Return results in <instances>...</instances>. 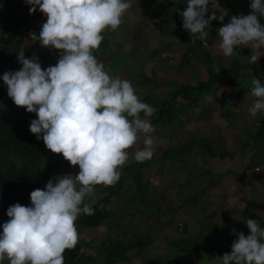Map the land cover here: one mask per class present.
<instances>
[{"label": "clouds", "instance_id": "1", "mask_svg": "<svg viewBox=\"0 0 264 264\" xmlns=\"http://www.w3.org/2000/svg\"><path fill=\"white\" fill-rule=\"evenodd\" d=\"M25 3L31 5L30 15L39 6L47 17L38 37L30 33L32 40L62 51L54 66L42 69L38 58H25L22 49L17 54L22 67L5 71L2 76L7 95L16 106L36 114L30 132L42 138L52 153L62 154L70 165L78 166L79 172L49 179L44 189L32 190L30 206L17 202L7 208L9 219L0 225V264L5 260L8 264H65V251L79 243L76 221L81 214H95L92 204L86 202L94 195L95 186L103 185L98 190L102 196L104 186L119 181L130 159L129 150L141 136L143 147L132 153V158L138 163L153 158L155 128L147 117L156 110L139 98L146 93L138 96L131 81L110 75L94 55L105 39L104 33L119 29L131 0ZM209 4L211 15L206 19ZM186 5L180 13L183 29L209 47L211 21L223 22L226 14L216 15L221 9L218 0H186ZM250 9L249 14L232 16L218 28V39L210 46L217 54L232 57L248 47L249 63H256L264 55V23L260 20L264 17V0H251ZM214 71L219 74L220 68ZM251 84L255 99L248 113L255 117L264 113V84L254 76ZM250 216L247 214L245 222L250 234H237L231 252L223 251L220 256L221 264H264V227Z\"/></svg>", "mask_w": 264, "mask_h": 264}, {"label": "rangeland", "instance_id": "2", "mask_svg": "<svg viewBox=\"0 0 264 264\" xmlns=\"http://www.w3.org/2000/svg\"><path fill=\"white\" fill-rule=\"evenodd\" d=\"M17 4L18 7H16V10L14 9V5ZM142 4L145 5H141L143 9H141V7H136V4L131 5L132 8L130 14L127 16L128 20L129 18H132L130 29H127L129 26L128 24H121L116 31L104 33L105 39L101 43L99 49L94 51V55L98 60L103 62L105 70L108 71L110 75L131 81L138 96L146 93L156 98H167V92L178 83H188L192 85L195 83V78H190L185 82L188 79L189 74L195 73L193 72V65L190 66V69L183 67V65L186 64L189 58L195 61L197 54L193 52L192 56L188 57L186 55V49L182 50L179 47V50L181 49V59L174 65V68H176L175 70H181V72H175V70L169 71L167 68L172 67L169 60L173 61L176 58H174L171 53L175 48L167 46L169 44V38L174 36V33H178L175 26H177V24L182 26L183 20H177L176 18L182 17L180 13L184 9L179 7L176 11H163L161 14H158V16H162L165 21L159 20L160 22H157L156 24L153 15L146 17V13L151 12L152 8H148V10L144 11V7L146 8L147 5H150V1L148 0ZM29 7H31V5L26 4L25 0H0V25L5 23V20L9 19L11 15L13 16L14 11L17 14H21L28 11ZM37 11L41 12L39 6H37L36 12ZM45 17L46 16L43 13L39 16L30 15V20L27 23V27L23 30V38L21 44L18 45L17 50L19 53L23 49L25 58H32L33 55H35L38 58V62L41 64L42 69L47 68L48 66H54L50 59V55L55 49L42 46L40 42L35 44L30 33L34 32L38 37L41 25L46 19ZM152 24L154 26L158 25V29H161L163 32L156 30ZM164 34L167 36V40L162 46H160L159 43L162 38H165V36H163ZM125 37L130 38V41L134 42L130 44L133 48L131 50L132 52L129 53L132 54L125 52L130 48L123 44ZM187 38L189 41L190 35L186 37V39ZM156 43L158 44L156 45ZM11 48V45L8 46L4 54L5 57L3 56V58H0V107H5L7 112L8 110L18 112L20 117L31 115L36 116L35 113L27 112L24 107L16 106L13 101H10L11 98L7 95V86L5 85L2 76L5 71H9L11 68L10 63L7 60ZM27 48H29V50L25 51ZM199 49L202 53L205 52L204 49ZM152 50L157 53V56L163 57L160 61V64L162 65H158L157 67V62L154 60L155 57L153 59H148V57H153L155 55L154 53L153 56H151ZM238 51L240 52V50ZM137 54H139L138 57ZM250 55L251 54L248 51H245L243 56L246 58H244L243 62H247L246 60ZM237 56L239 57V55H236L234 58L238 59ZM221 59L222 60H216L215 58H211L210 62L218 67L221 65L224 66L226 62L230 61V58L226 61H224L226 58ZM151 64L152 67L150 66ZM20 66L22 67L21 64ZM203 76L204 74L201 72V77ZM148 77L156 83L152 84V81L149 83H144L143 81L140 82L141 79ZM244 78L245 77L242 76V79ZM168 81H173L172 88L167 84ZM242 82L246 84L245 80H242ZM227 91L228 89H225L224 87L221 93L222 97L226 98L224 93ZM245 92L247 93L248 91ZM218 93L219 91H217L216 94L214 93L215 98L214 94L212 96L208 94L203 95L199 101V107L194 108L184 116L185 118L182 117L180 119L182 125H178L177 123H172V125L160 123L153 125L155 131L152 135L155 139L156 156L154 155L151 160L143 163L140 167L141 181L145 182V184L135 192L134 190H136V187L130 184V178L126 173L127 178H125L122 183L120 190L111 198L112 203L110 201L109 217L105 218L103 223L96 228H85L79 231L80 248L87 254L92 255L95 258L96 264H141L142 262H145V264H152L155 258L164 257H177L179 261L187 264L182 260V252L176 251L177 249L172 243L173 241L181 238H197L199 242L203 241L204 243L214 244L216 245L215 247H226L228 245L227 251L230 253L233 241L238 239V233L243 232L245 235L250 234L245 223L247 217L241 215L242 213L239 210H237V212L240 214L241 219L239 218L238 222H236L232 210H226L225 215L223 214V209L229 205L228 203L231 202L232 197H224L221 199L214 195H209V197L207 195L203 196L202 194H199V188L204 186L205 182L207 184L208 181L207 179L204 181L202 177L200 178V175L198 177L194 176V171L198 172L199 169L203 167L209 169L213 175L219 172L221 175L224 173H228L229 175H242V173H236L235 169H231V167L235 166L234 162L225 159L218 162L215 159H210V156L205 154L192 157L189 155L190 152L188 151L187 153L185 152L182 154L181 157H173L174 150L177 149V147L188 137L208 138L214 150L220 148L235 150L236 147L244 141L249 130L243 127L248 126V124L252 122L250 118L251 115L248 113V107L252 103L247 101L252 95L244 96L246 97L245 100H241L240 102L237 101L234 103L235 100L232 101L233 105H230L229 102H225L223 98L222 101L225 103L223 108L231 111L232 117L230 119L221 118V122L220 120H216L218 118H215L214 114V105L217 103ZM263 114L264 113H258L253 119L257 120L259 116ZM147 119H149V117H147ZM218 121L220 122L217 123ZM171 131H174V133L171 134ZM200 140L202 139H199V141ZM166 146H171V148L168 153L165 154V162L162 161L161 163L162 159L160 156L162 150L165 149ZM142 147L143 136H141V139L137 141V144L129 150L130 159L126 165H130L135 161L131 154ZM193 151L196 150L192 149L191 153ZM244 152V155L240 156V159L244 160L241 164L243 167H248L252 162L245 161L248 152ZM262 152H264V149L256 154L255 159L257 160L255 163L259 160L264 164V153L260 155ZM45 153H49L52 161L56 160L61 162L56 167V174L58 177L65 174H78L79 167L70 165V163L63 158L62 154L52 153L47 148H45ZM189 156L191 158H188ZM199 158L204 161H200ZM190 163H193L191 167L189 165ZM137 164L141 163L137 162ZM181 165L182 169H180ZM160 168L164 170L162 172L164 175L161 178L162 183L156 180ZM256 168L260 170L256 172L263 174L262 169L257 166L253 167L254 170H257ZM204 174L207 175L206 170ZM183 177H187V179L183 181ZM243 177L244 175L242 178ZM209 182H213V179ZM177 183L181 185H177ZM218 185L221 187L219 186V188L211 190L218 192L219 189L227 185V183L226 181H223V183H219ZM102 186L103 185L95 186L94 195L87 197V199L95 201L101 196L102 192H99L98 190ZM238 186L241 187L242 184L233 181V185L230 187H232L235 192ZM194 192L195 195L192 196ZM223 192L225 191L223 190ZM130 193H135L136 195L126 201L125 197ZM232 199H235V203L238 201L236 195ZM189 201L190 203H188ZM198 210L199 213H197ZM192 212L194 213L192 214ZM196 213L197 215L195 218H190ZM228 218H232L231 221H228ZM183 222L187 224L185 232H182L183 227H181V225ZM228 222L231 224L229 228L225 227L228 226L226 225ZM257 222L264 225V220L259 219ZM237 224L238 226H236ZM219 228H227L224 230L225 233L221 234L224 238L227 237V241L226 239H223L224 241L222 242L220 241L218 232L216 233V230ZM143 236L150 237V243L137 252L135 249H130L127 252L130 253L128 260L115 261V259H117L116 257L109 256L105 259V262L103 261V252L100 251V248L105 245L106 241L108 243L111 239H118L121 242H125L135 238H142ZM216 238L220 243L219 245L213 242ZM185 243H187V241H185ZM190 243L192 244L191 240ZM132 252L134 255L131 254ZM200 254V258L191 255L186 256V258L193 264H215V262L221 264V257L218 254H213L212 252L204 253L203 251L200 252Z\"/></svg>", "mask_w": 264, "mask_h": 264}, {"label": "trees", "instance_id": "3", "mask_svg": "<svg viewBox=\"0 0 264 264\" xmlns=\"http://www.w3.org/2000/svg\"><path fill=\"white\" fill-rule=\"evenodd\" d=\"M16 7H18V4L14 5V9L17 10ZM248 10L251 11L250 6ZM41 13L42 12L37 11L31 15L39 16ZM45 18L47 19V17ZM46 19L44 22H46ZM29 20V11H25L21 14H17L14 11L13 16L11 15L9 19L5 20V23L0 25V58H3L7 47L10 45L12 46L7 58L11 65L9 71H16L21 68L20 63L17 60V50L18 45L21 44L23 38V30L27 27ZM260 20L261 23H263L264 17H260ZM193 41L196 46L200 45L198 39L194 38ZM34 43H39V40H34ZM27 50H29V48L25 51ZM50 59L53 62V65H55L59 59V51L55 49L50 55ZM204 59L206 60L204 79L196 80L193 85L188 83H178L167 92V98H156L149 94L139 96L143 102L148 103L156 110L153 115L149 117L152 125L158 123L166 125L177 123L178 125H182L180 123V118L198 107L199 101L203 95L208 94L212 96L217 90H223L224 87H231L229 94L233 97L238 96V98L242 97L245 91L251 90L252 85H247L242 82V76L244 77V74L239 71H242L244 68H242V62L238 59L231 58L224 66H218L220 68L219 74L214 71V68L217 66L210 62L211 58L208 54L205 55ZM142 81L144 83L150 82L148 78H143ZM10 101L12 102L13 100L11 99ZM223 105L225 104L222 103V108L221 111H219V114L224 117H226V115H232V112L224 109ZM223 112L225 113L224 115ZM141 116H143V113H141ZM36 118L35 115L20 117L18 112H12L11 110H8L7 112L5 107H0V225L9 219L6 215V210L9 206L17 202L24 206H30V192L32 190H35L36 188L44 189L49 179H59L56 174V167L61 162L56 160L52 161L49 153H45L46 146L42 138L37 139L36 135L32 134L29 130L31 120ZM248 130L249 132L244 138V141L239 144L235 150H214L210 141L204 139L197 141L192 137H188L177 147L179 150L173 152V157L180 156L182 150L189 148L192 149L193 146L196 145L201 153L210 157L215 156L217 160L223 158L231 159L235 152L242 153L245 149L252 150V154L255 155L254 152L264 148V116L258 118V124L252 128H248ZM171 132V134L174 133V131ZM164 158L165 157L162 158L161 163ZM143 163L137 164V162H133L130 165L128 164L124 166L121 170L119 181L114 186H104L103 189L105 194L97 198L95 201H90L86 198V202L92 204L95 214L92 216L81 214L76 221L78 231L84 228H96L103 223L105 218L109 217L110 212L108 207L110 197L120 190L122 182L127 178L126 173L130 178V184L136 187V190H134L135 192L145 184V182L141 181L140 173V167ZM189 165L191 166V163ZM159 171L160 174L164 170L160 168ZM177 185L181 184L177 183ZM135 195V193H130L126 200H130ZM194 195L195 192L192 196ZM242 202L244 203V208L241 211V215L247 216V214L253 213L248 207L252 205V200L245 199L242 200ZM101 205H103L102 208L100 207ZM0 231H2V227H0ZM183 231L184 228H182V232ZM190 240L192 241V244L190 243ZM150 241L151 238L147 236L127 240L125 242H121L118 239H111L106 245L101 246L100 248V251L103 252V261L105 262V259L109 256L116 257L117 259H115V261H126L130 257V253H127L130 249H135L137 252L148 245ZM185 241H187V243H185ZM172 243L176 247V251L182 252V260L187 264L193 263L187 259L186 256L191 255L200 258V252L202 251L204 253L212 252L213 254H218L220 256L228 253L227 247H215L216 245L214 244L204 243L203 241L199 242L197 238H181ZM223 251L225 253H223ZM131 254L134 255L133 252ZM64 258L65 264H96L95 258L82 250L79 243L73 250H66ZM3 264H8V262L5 260ZM141 264H145V262H142ZM152 264L184 263L179 261L177 257H164L155 258ZM215 264L218 263L215 262Z\"/></svg>", "mask_w": 264, "mask_h": 264}, {"label": "crops", "instance_id": "4", "mask_svg": "<svg viewBox=\"0 0 264 264\" xmlns=\"http://www.w3.org/2000/svg\"><path fill=\"white\" fill-rule=\"evenodd\" d=\"M147 1L148 0H131V5H133V4L135 5L136 4V7L139 8V7H141V5H143L142 3H145ZM149 1H150V5H147L146 8L144 7V11L148 10V8L149 9L152 8L151 12L146 13V17L150 16V15H153L154 21L156 22V24H157V22H160L159 20H164L165 21V19H163L162 16L161 17L158 16V14H161L163 11H170V12L172 10L176 11L179 7L185 9L186 6H187L186 5V0H149ZM218 2L220 4L221 9L219 10L220 12L216 13V15L219 16L220 13L221 14H226V15H225V19H224L223 22L219 21L218 19L211 21V28L208 29V31L210 33L209 38H208L209 47L205 46L203 41H201L199 39L198 40L200 41V45L196 46L194 41H193L194 37H192L191 34L187 30L183 29V27L180 26L179 24H177V26H175V29L178 31V33H174V36H171L169 38V44H168L167 47L175 48V50L173 52H171V53L174 56V58H176L173 61L169 60V62H171L170 64L172 65L171 68L170 67L167 68V69H169V71L170 70L174 71L176 69V68H174V65L181 59L180 58L181 57V54H180L181 53V49L182 50L186 49V55L188 57L192 56L193 52L197 54L195 61L192 60L191 58H189V60L186 62V64L183 65V67H186L188 69H190V66L193 65V67H194L193 72H195V73L192 72L193 74H189V77H188V79L185 82H187L190 78H195V82H196V80L204 79L205 75L203 77H201V72H203V74H204V69L206 68V60L204 59L206 53L209 54L210 58H215L216 60H222L221 58H226V59H224V61L228 60L229 58L230 59L234 58L236 56L235 55V56H232V57H224L221 54H217L210 46L212 45V43L216 39H218V36H217L218 28L221 27L224 23H227L232 16L240 15V14L247 15V14L250 13L248 8L250 6L251 0H218ZM143 6H145V5H143ZM131 8H132V6H131ZM131 8L125 14V16L123 18V23H122L123 25H126V24L129 25L127 29H130V27H131V23L130 22H131L132 18H129V20L127 19L128 14H130ZM141 9H143V7H141ZM209 9H210L209 13H206V15H205L206 19L208 18L209 15H211V4H209ZM176 19L179 20V19H182V17L181 18H176ZM125 21H127V22H125ZM263 23H264V20H263ZM152 26H154V25L152 24ZM157 26L158 25L154 26V28L160 32L161 29H158ZM170 27H171V24H170ZM161 32H163V31H161ZM186 32H188V33H186ZM161 35H162V33H161ZM189 35H190V40L188 41V38L186 39V37H188ZM163 36H165V34ZM166 40H167V36H165V38H162V40L159 43V45L162 46V44L165 43ZM131 43H134V42L130 41V38H126V37L124 38L123 44L130 47V48H128V51L124 50L125 52H127V53L132 52L131 50H132L133 46L132 45L130 46ZM157 44L158 43H156V45ZM179 47L181 48L180 50H179ZM199 48L204 49L205 52L202 53V51ZM239 50H240V52L238 51V54H237V55H239V57L238 56L237 57H238L239 61L241 60L240 62H242V68H244L241 71V73L244 74V77H245L243 80L246 81L247 85H252L251 84V80H252V78L254 76L256 78H259L261 80V83L264 84V55H262L256 63H249V57L246 60L247 62H243L244 58H246V57L243 56L244 52L248 51L251 54V49L248 48V47H244V48H241ZM261 52L264 53V49H261ZM151 53H152L151 56H153L154 53H155V55L153 57H148V59H151V58L153 59L155 57L154 60L157 62V67H158V65H162V64H160V61L163 59V57L157 56V53L154 52L153 50H152ZM129 54H132V53H129ZM138 56H139V54H137V57ZM136 59H138V58H136ZM174 61H176V62H174ZM150 66L152 67V64ZM149 68H148V70L150 71ZM179 71L181 72V70H175V72H179ZM148 78H149L150 81L153 82V80L150 77H148ZM142 80L143 79H141L140 82ZM172 82L173 81H168V83H167L171 88H172ZM177 82H180V81H177ZM154 83H156V82H153L152 84H154ZM225 89H228V91L224 93V95H226V98L222 97V94H221L222 93V89L217 90V91H219V93H218V97H217V103H216V105H214L215 106L214 107L215 118H218L216 120H220L221 122H222L221 118L230 119L232 117L231 115H229V116L226 115V117H224V116H221L219 114V111H221V108H222V103H223L222 99L223 98H224L225 102H229L230 105H233L232 101L235 100L234 103H236L237 101L240 102L241 100H245L246 97H244V96H246V95L250 96L251 95V90H250L247 93L245 92L242 95V97H240V98H238V96H234L233 97L231 94H229V91H230L231 87H225ZM216 92H215V94H216ZM215 94H214V98H215ZM254 99H255L254 97H250V99H248L247 101H250L251 103H253ZM223 104H225V103H223ZM215 110H217V111H215ZM224 114L225 113L223 112V115ZM263 116H264V114L259 116V118H262ZM182 117L185 118L184 116H182ZM250 118H251L252 122L250 124H248V126L243 127V128H247V129L248 128H252L253 126H256L258 124V119L254 120L253 119L254 117H252V116ZM220 121H218L217 123H219ZM194 139H196V140L197 139L198 140L199 139H204V140L210 141L208 138H194ZM170 148H171V146H166V148L162 150V153H161V156H160L161 159L166 156L165 154L168 153V149H170ZM192 149H195L196 151H193L191 153ZM192 149L189 148V149H186V150H182V152L180 154L182 155L185 152L187 153V151L190 152L189 155L192 156V157H194V156L197 157V155L201 156L202 154H204V153L200 152V150L198 149L197 145L193 146ZM220 149H223V148H220ZM263 149H260V150H263ZM178 150L179 149L177 148V149L174 150V152H176ZM260 150H258L257 152H254L255 155L252 154L253 153L252 150H249V149H245L244 150V151L248 152V155L246 156L245 161H247V162L251 161L252 162V164H250L248 166L250 169L247 166L243 167L242 164H241L244 160L240 159V156L244 155V153H245L244 151L242 153L235 152V154L233 155V157L231 159H227V158L221 159V160L225 159V160H229L230 162H234L235 166L231 167V169L232 170L235 169L236 173H242V175H240V176H238V175H229L228 173L227 174L224 173V174L221 175L220 172L213 175L209 171V169H207L206 167L205 168L203 167V168L199 169L198 172L194 171L195 172V175H194L195 177H198L200 175V178L202 177L204 179V181H205V179H207V181H208L207 184L205 182L204 186L199 188L200 191H201V192L200 191L198 192L199 194H202L203 196H205V195H207V196L214 195V196L220 197L221 199H223L224 197L225 198L226 197L234 198V196L236 195V199L238 201L235 203V199L233 200L231 198V202L228 203L229 205L226 206L223 209V211H224L223 214L224 215H225V211L226 210H232V213L235 215L234 217L236 218V222H238L239 218L241 219V216L237 212V210H239V211L243 210L244 203L242 202V200H245V199H247V200L251 199L252 202H253L252 205L248 206L249 210L253 211V213H251L250 219L264 220V164H262V162H260L259 160L255 163V161L257 160V159H255L256 158V154ZM263 153L264 152L260 153V155L263 154ZM181 155H180V157H181ZM190 156L188 158H191ZM165 159H166V157L163 159L164 162H165ZM210 159H215L218 162L221 161V160H217L215 158V156L214 157H210ZM199 160L200 161H204V160H201L200 158H199ZM192 164L193 163H191V165ZM254 166H257L258 168L262 169L263 174H259L258 172H256V170L253 169ZM180 169H182V165L180 166ZM205 170L207 171V175L204 174ZM159 175H158L156 180H158L160 183H162L161 178L163 177L164 173H162L160 176ZM243 175H244V177L242 178ZM185 179H187V177H185V178L183 177V181H185ZM211 179H213V182H209ZM223 181L224 182L226 181L227 185H225L221 189H219L218 192H215V191L211 190V189L219 188L220 185H218V184L219 183H223ZM233 181H237V182H240V184H242L241 187L238 186V188L236 189L235 192H234V189L232 187H230L231 185H233ZM215 185H217L218 187L215 186ZM223 190L225 192H223ZM232 194H233V196H232ZM193 213L194 212H192V214ZM197 213H199V210H198ZM197 213L195 215L191 216L190 218H195ZM253 214L257 218L253 217ZM231 219L232 218H228V221H231ZM182 225H183V228H184V231H185L187 224L183 222ZM226 225H228V226H225V227H228V228L231 226V224L229 222ZM236 226H238V224ZM260 226L264 227V225H262V224H260ZM226 229L227 228H219L218 230H216V233L218 232V236H219V239H220L221 242L224 241L223 239L227 238V237L224 238L221 235V234L225 233L224 230H226ZM228 236H229V233H228ZM226 241H227V239H226ZM213 242L217 243L218 245L220 244L218 242L217 238ZM226 247H228V245Z\"/></svg>", "mask_w": 264, "mask_h": 264}]
</instances>
